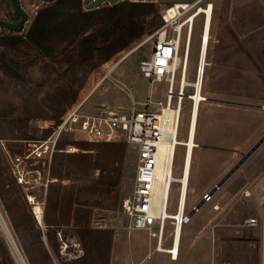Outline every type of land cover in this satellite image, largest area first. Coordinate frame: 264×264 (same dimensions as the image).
<instances>
[{
  "label": "rangeland",
  "instance_id": "obj_1",
  "mask_svg": "<svg viewBox=\"0 0 264 264\" xmlns=\"http://www.w3.org/2000/svg\"><path fill=\"white\" fill-rule=\"evenodd\" d=\"M195 1L163 0L156 5L157 13L146 18L144 36L93 71H89L88 67L69 70L67 65L43 62L30 70L31 82L21 85L0 70V107L8 114V117H0V186L3 185L5 192L2 195L0 190V216L9 233L7 237L0 226V264H263L264 221L256 200L262 194L257 186L264 172V144L225 182L213 200L205 202L182 228L177 259L166 254L158 256L156 238L147 231L130 229L123 203L133 192L137 152L128 144L123 165L126 172L118 194L112 191L106 195L88 197L84 207L74 205L71 213L58 211L53 215L46 207L42 224L34 218L21 188L10 174L8 153L24 151L29 142L47 139L54 131L55 122L38 116H56L66 104L70 106L77 99L89 95L103 78L85 103L84 112H98L103 104L128 112L129 98L123 85L141 102L151 99L155 104L163 100L167 84L154 82L139 69L140 62L152 56L160 33L113 68L106 79L105 76L131 48L161 28V13L165 8L175 2ZM33 2L36 3V0H21L23 7H27L31 14L25 30L34 18ZM212 2L211 42L207 53L209 66L202 81V91L208 101L199 107L197 147L193 153L189 190L185 197L186 210L203 200L202 196L210 192L242 155L264 136V108L260 107L264 106V0ZM0 16L13 22L19 19L14 13L12 0L3 2ZM204 24L205 17L200 15L195 21L190 48V81L195 80L196 66L200 61ZM101 32L104 41L110 38L109 28H102ZM167 33L172 32L168 30ZM86 73L83 88L77 98L72 97L78 82H71V78L76 76L80 81ZM179 74L180 70L177 81ZM64 88L65 91L62 90ZM56 91L59 98L64 95L69 98L58 107L50 102ZM192 91L188 89V93ZM26 102L35 106L33 116L27 119L22 116ZM192 110V103L186 99L178 131L180 142L188 138ZM74 136L73 132H64L59 145L65 148L73 144L77 151L59 152L54 157L89 153L95 158L99 153H105L104 150L99 152V147L90 151L81 150L78 143L89 141H75ZM184 155L185 147L177 145L173 167L175 177L181 175ZM38 166L45 169L53 180L47 192V206L52 184L70 187L73 181L52 177L53 160L50 167ZM102 167L105 171L94 168L86 181L78 184H95L101 180L103 173L112 171L111 166ZM179 187V183L171 186L169 213L177 210ZM213 203L219 205L218 211ZM78 208L87 211L86 215L80 216L81 223L77 218ZM250 218H256L257 223L249 225ZM172 232L173 226L168 221L163 248L170 246ZM185 247L191 248L187 255L184 253Z\"/></svg>",
  "mask_w": 264,
  "mask_h": 264
},
{
  "label": "built area",
  "instance_id": "obj_2",
  "mask_svg": "<svg viewBox=\"0 0 264 264\" xmlns=\"http://www.w3.org/2000/svg\"><path fill=\"white\" fill-rule=\"evenodd\" d=\"M4 1L0 0V10H2ZM94 1L96 0H82L83 10L88 11L86 9L87 5ZM114 1L115 4L130 2L154 5H159L163 2V0ZM204 2H206L205 6L202 5ZM181 3H184L182 7H178L175 2L165 8L161 13L163 20L161 28L131 48L126 55L114 64L105 76L106 79L113 68L160 33L157 42L154 44L152 56L140 62L139 69L145 77L154 82H165L167 84L163 100L155 104H152L151 99L141 102L135 98L133 92L126 85H123L129 98L128 112L124 111L123 108L110 107L104 104L98 112H84L83 107L85 103L91 94L98 89L104 80L103 78L102 81H99L94 86L89 95L83 99L82 97L77 99L66 109L59 118V122L53 126L54 131L49 138L29 142L24 151L8 153L7 162L10 174L21 188L24 198L31 207L32 214L37 221L36 208L42 209L44 217L48 188L53 182L49 173L46 174V170L41 169L38 165L42 164L44 167H50L56 153H74L77 151V148L73 144L67 145L65 148L60 147V137L64 132H73L76 135V137L74 136L75 141L85 139L86 141L96 143L123 142L134 148L137 152L133 192L123 203V211L130 220V229L147 231L151 237L158 240L157 250L163 251L165 250L163 248L164 234L169 221L173 226V232L170 235L172 238L171 247L167 249V252L174 259V251L176 249L178 257L181 238L176 245L177 232L178 229L181 230V228H184L190 222L191 217L189 214L191 209H185L186 198L183 191V183L181 182V177L184 176L183 171L180 177H175L173 175V168L171 173L164 175L162 186L158 184V175L162 170L160 169V146L167 141L173 146L179 145L175 141L186 99L192 103L193 109L196 104L200 107L202 103L208 101V97L202 91V81L206 75L207 67L206 70L205 66L201 67V61L196 66L195 80L190 81L188 79L190 41L193 37L196 21H189V19L199 10H202L200 14L204 15L206 22L208 9H211V15L213 11L212 0H196L194 3ZM45 4L47 3L41 0H36V3L33 2L31 5L33 7L32 16L35 17ZM108 5L111 6L109 2H105L95 9ZM194 9L195 11H193ZM27 13L30 18L31 14ZM0 18L4 21L13 22V20H9L7 17L0 16ZM168 30L172 33L168 34ZM4 31L11 32L0 27V34ZM202 39L204 38L202 37ZM206 49L203 50V46L201 45L200 60L203 55H206ZM174 64H176V68L171 69V66ZM179 70L180 74L177 81ZM188 89H192L193 91L188 93ZM197 94H202L198 101L195 99ZM174 98L175 102H173ZM192 118L193 112L190 114V121ZM174 126L175 132L173 130ZM189 134L190 130L188 136ZM173 135L174 137H172ZM1 142L3 141L1 140ZM165 182L170 184L169 192L172 184H180L178 206L175 213L168 212L169 203L167 200L165 201V206L161 209L160 201L163 196V185ZM183 197L184 203H182ZM202 198L206 203L212 201V196H208V193L204 194ZM214 209H218V206H214ZM179 214H181L180 218ZM248 223L249 225H255L256 219L252 218L248 220Z\"/></svg>",
  "mask_w": 264,
  "mask_h": 264
},
{
  "label": "trees",
  "instance_id": "obj_3",
  "mask_svg": "<svg viewBox=\"0 0 264 264\" xmlns=\"http://www.w3.org/2000/svg\"><path fill=\"white\" fill-rule=\"evenodd\" d=\"M157 11L154 4L130 2L103 6L90 11L83 10L82 0H56L45 4L27 30L22 33L4 31L0 34V70L21 85L31 82L30 70L43 62L50 65H67L69 70L88 67L89 71H93L144 36L146 18ZM102 28L110 29V38L106 41L103 40ZM87 75L86 73L80 81L76 76L71 78V82H78L72 97L77 98ZM68 99V95L59 98V92L56 91L50 102L54 107H58ZM68 106L66 104L56 116L38 117L57 124ZM33 108L35 106L26 102L22 116L26 119L32 117ZM0 117H8L1 107ZM78 146L83 151L99 147V152L104 150L105 153H99L95 158L89 153L56 155L53 158L52 177L73 181L70 187L51 185L46 207L53 215L58 211L71 213L74 205L84 207L85 199L88 197L106 195L112 191L117 194L120 192L126 172L123 166L127 156L126 143L80 142ZM102 165L111 166L112 171L103 173L101 180L95 184H78L80 181H86L94 168L105 171ZM0 190L4 195L3 185L0 186ZM86 214L87 211L78 208L79 223L82 220L80 216Z\"/></svg>",
  "mask_w": 264,
  "mask_h": 264
},
{
  "label": "bare ground",
  "instance_id": "obj_4",
  "mask_svg": "<svg viewBox=\"0 0 264 264\" xmlns=\"http://www.w3.org/2000/svg\"><path fill=\"white\" fill-rule=\"evenodd\" d=\"M176 4L178 5V7H182L184 3L181 2H176ZM202 10H199L197 13H195L190 19L189 21L193 20L195 21L201 14ZM212 18L213 15H211V9L209 8L207 11V18H206V22L203 26V31H202V35H201V41H200V47L201 45L203 46V50L206 49V43H207V49H206V55H203L201 58V67L205 66V70L206 67L209 66L208 63V48H209V44L211 42V30H212ZM202 37L204 39H202ZM192 39L190 41V48H191V43H192ZM205 64V65H204ZM188 65H189V59H188ZM176 68V64L171 66V69H175ZM204 80V78H203ZM202 96L197 94L195 99L198 101L200 99V97ZM169 118V114L167 115ZM198 118H199V106L196 104L194 109H193V118L190 121V134L188 136V138L186 139L185 142H180L178 140V134L176 136V143H178L179 145H182L185 147V155H184V161H183V166H182V171L184 176L181 177V182L183 183V191L186 197V194H188V190H189V183H190V175H191V167H192V162H193V153H194V149L195 147H197L196 144V133H197V126H198ZM180 124V123H179ZM189 129V128H188ZM174 132H175V126H174ZM179 131V126L178 129ZM178 133V132H177ZM175 135V134H174ZM174 135L172 137H174ZM176 146H173L171 144H169V141L165 142L163 145L160 146V153H161V159H160V164L161 167L160 169L161 172H159L160 174L158 175L159 181L158 184L161 185L163 183V178L164 175L167 173H171L174 167V162H175V155H176ZM174 177V176H172ZM162 186V185H161ZM169 183H164L163 185V196L162 199L160 201L161 204V209H163V207L165 206V201L167 200V202H169ZM182 203H184V197L182 199ZM36 214L38 215V222L39 223H43V213H42V209L41 208H36ZM181 214H179V218H180ZM6 224H4L1 216H0V226L2 227V229L4 230L5 234L7 237H9V233L7 228L5 227ZM0 227V228H1ZM181 232H182V228L181 230L178 229L177 232V240H176V245L178 243V240L181 238ZM12 242V241H11ZM14 247V246H13ZM177 248V246H176ZM177 252L176 249L174 251V259H177Z\"/></svg>",
  "mask_w": 264,
  "mask_h": 264
},
{
  "label": "water",
  "instance_id": "obj_5",
  "mask_svg": "<svg viewBox=\"0 0 264 264\" xmlns=\"http://www.w3.org/2000/svg\"><path fill=\"white\" fill-rule=\"evenodd\" d=\"M44 3H52L56 0H41ZM13 2V10L14 13L19 17V19L15 22H8L4 21L0 18V27L7 29L11 32L15 33H22L25 30V26L29 21V14L27 11L23 8L21 4V0H12ZM109 2L110 5H114V0H96L89 5H87L86 9L93 10L97 7H99L101 4ZM261 108H264V106H260ZM264 143V136L245 154L242 155V158L239 160V162L212 188L210 192H208V196H213L219 188H221L225 182L251 157L255 151ZM205 204L204 200H201L190 212V217L194 216Z\"/></svg>",
  "mask_w": 264,
  "mask_h": 264
},
{
  "label": "crops",
  "instance_id": "obj_6",
  "mask_svg": "<svg viewBox=\"0 0 264 264\" xmlns=\"http://www.w3.org/2000/svg\"><path fill=\"white\" fill-rule=\"evenodd\" d=\"M23 6V5H22ZM26 11L27 10H29L27 7L25 8V7H23ZM28 12V11H27ZM264 144V143H263ZM262 146V145H261ZM260 146V147H261ZM259 147V148H260ZM258 148V149H259ZM257 149V150H258ZM255 154V153H254ZM261 180H262V184H261ZM257 187H259V192H262V194H259L258 195V198L259 199H257L256 200V202L257 203H259V209H260V211H261V213L263 214V221H264V172H263V174L259 177V186H257ZM220 189V188H219ZM218 189V190H219ZM215 195V194H214ZM214 195L212 196V200H213V197H214ZM203 197V196H202ZM214 205H213V207L214 206H218V209H219V205L217 204V203H213ZM194 206H196V204H194V205H192L191 206V208H189V209H191L192 210V208L194 207ZM204 206V205H203ZM202 206V207H203ZM218 209H215L216 211H218ZM201 210V209H200ZM192 219V218H191ZM251 219V218H250ZM256 219V218H255ZM256 223H257V219H256ZM181 242V241H180ZM262 245H263V247H262V250H263V264H264V233H263V237H262ZM168 248H165V250H163V251H159V250H156L157 252H159V254H157L158 256H163V255H167V256H171L170 255V253H168L167 252V249H169L170 247H171V244H170V246H167ZM191 250V248L189 247V249H188V247H185V249H184V253H185V255H187V253H188V251H190ZM180 251V250H179ZM172 261H174L173 259H171Z\"/></svg>",
  "mask_w": 264,
  "mask_h": 264
}]
</instances>
